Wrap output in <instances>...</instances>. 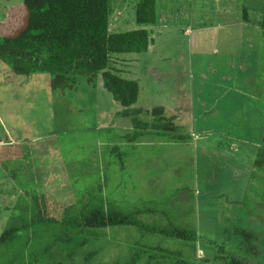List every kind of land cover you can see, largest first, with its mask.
I'll return each instance as SVG.
<instances>
[{
	"label": "rangeland",
	"instance_id": "374dc122",
	"mask_svg": "<svg viewBox=\"0 0 264 264\" xmlns=\"http://www.w3.org/2000/svg\"><path fill=\"white\" fill-rule=\"evenodd\" d=\"M139 1L108 0L110 31L140 29ZM22 7L0 0V38L21 26ZM156 7L153 51L110 59L109 70L139 87L132 107L118 106L100 78L75 77L53 92L50 75L18 76L0 60V180L14 186L11 172L20 188L37 183L73 203L101 176L109 206L138 212L152 230L172 224L196 233V243L177 245L149 231L109 230L80 248L75 264H126L136 242L179 249L187 264H217L224 251L264 264V176L252 162L264 149V0H156ZM157 107L176 115L189 141L130 136L121 115L150 122ZM9 214H0V233Z\"/></svg>",
	"mask_w": 264,
	"mask_h": 264
},
{
	"label": "trees",
	"instance_id": "16d2710c",
	"mask_svg": "<svg viewBox=\"0 0 264 264\" xmlns=\"http://www.w3.org/2000/svg\"><path fill=\"white\" fill-rule=\"evenodd\" d=\"M22 6L21 26L0 38V60L13 74L50 75L49 86L53 92L68 88L75 77H85L89 83L100 78L103 89L118 106L135 105L139 94L137 83L109 70L110 59L114 54L147 53L152 44L150 32L145 29L110 31L108 0H22ZM134 10L137 26L155 24L156 0H140ZM258 24L264 32V7ZM135 113L120 117L129 120L133 130L130 136L190 140L180 135L179 127L174 124L176 115L165 116L162 107L150 112L154 117L150 122L137 120ZM256 151L252 156L255 172L264 176V149L256 148ZM7 178L14 186L8 188L0 180L4 206L2 210L0 202V214L10 211L6 227L0 233V264H64L67 260L75 264L80 248L98 242L104 232L122 228L149 231L177 245L196 243L193 230L172 224L152 230L139 221L138 212L109 206V199L103 197L104 190H101V176L95 187L84 190L87 197L78 196L73 203L55 198L37 183L20 188L21 182L14 183L16 177L11 172ZM13 197L12 206L6 209L7 200ZM244 236L246 241H253L247 234ZM129 253L126 264L188 263L179 249L168 250L158 245L142 246L136 242ZM91 255L85 259L89 260ZM215 256L217 264H249L225 251Z\"/></svg>",
	"mask_w": 264,
	"mask_h": 264
},
{
	"label": "crops",
	"instance_id": "0c3cea01",
	"mask_svg": "<svg viewBox=\"0 0 264 264\" xmlns=\"http://www.w3.org/2000/svg\"><path fill=\"white\" fill-rule=\"evenodd\" d=\"M157 8V7H156ZM157 10V9H156ZM157 13V12H156ZM160 25V21L158 20V19H156V21H155V24L154 25H152V26H139L140 27V29H145V30H147L148 32H150V38L152 39V44L149 46V49H148V52L147 53H149L151 50H152V48H153V45H154V43H155V41H154V38L151 36V30H153V29H156L158 26ZM112 26V25H111ZM137 27V26H136ZM112 28V27H111ZM136 29H138V27L136 28ZM149 29V30H148ZM111 30V29H110ZM153 51V50H152ZM255 109H257V108H255ZM255 109H253V110H255ZM251 111H253L252 110V108L250 109Z\"/></svg>",
	"mask_w": 264,
	"mask_h": 264
}]
</instances>
